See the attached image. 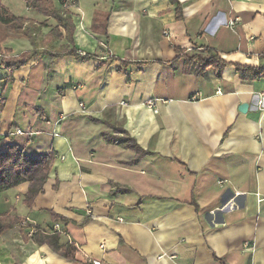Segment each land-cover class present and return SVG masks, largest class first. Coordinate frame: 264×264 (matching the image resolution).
I'll list each match as a JSON object with an SVG mask.
<instances>
[{"label": "crops", "instance_id": "1", "mask_svg": "<svg viewBox=\"0 0 264 264\" xmlns=\"http://www.w3.org/2000/svg\"><path fill=\"white\" fill-rule=\"evenodd\" d=\"M53 1L73 42L62 26L50 37L59 22L27 0L20 14L3 0L47 25L31 48L0 45V61L40 51L0 64V151L54 160L32 205L28 181L0 192V214L19 217L0 234V264H264V0ZM212 54L221 73H199L197 56ZM116 128L147 153L137 160ZM55 223L73 259L34 238Z\"/></svg>", "mask_w": 264, "mask_h": 264}, {"label": "trees", "instance_id": "2", "mask_svg": "<svg viewBox=\"0 0 264 264\" xmlns=\"http://www.w3.org/2000/svg\"><path fill=\"white\" fill-rule=\"evenodd\" d=\"M27 5L49 17L55 18L59 22L57 26L52 28L51 34L49 35L50 37H62L63 33L60 32V26H62L65 29L66 37L69 41H74L75 24L69 12L60 10L54 4L53 0H27ZM177 10L178 16L180 17L182 12L180 3ZM45 25H47V21L39 24L34 20L15 14L4 4L3 0H0V45L9 37H24L34 42L36 31H38L41 26ZM39 53L40 51L38 49L33 48L17 55H7L2 58L0 64L7 62L9 69L12 71L26 64ZM68 53L79 55V52L75 48H71ZM82 54L85 58L90 57V54L87 52H83ZM197 59L201 63L199 73H204V70L212 65L221 73L226 63L217 54L209 55L206 58L197 56ZM236 67L243 77L246 76L247 72H252V78L259 77L262 74V72H259V69L241 65H237ZM116 129L117 131H121L123 136L113 135L111 137L114 139H121L125 146L134 149L137 152V160L143 156V154L147 153L126 130L122 128ZM53 160L54 155L52 152L45 153L41 157H33L18 144H9L6 149L0 151V192L28 181L29 188L24 195V201L28 205H32L37 195L45 189V184L49 179V174L53 166ZM53 216L55 218L59 217L56 213H53ZM18 220L19 217H13L5 213L0 214V234L12 228L14 223ZM34 238L39 242L49 243L53 249L66 257L71 259L75 257V247L68 243L62 244L60 242L59 233L44 234L39 231L34 235Z\"/></svg>", "mask_w": 264, "mask_h": 264}, {"label": "built area", "instance_id": "3", "mask_svg": "<svg viewBox=\"0 0 264 264\" xmlns=\"http://www.w3.org/2000/svg\"><path fill=\"white\" fill-rule=\"evenodd\" d=\"M239 18H235V19H230L229 22H228V25H230L231 27H234L236 25V22L238 21ZM196 97L194 96L193 99H195ZM259 103L261 105V108L264 109V98L263 96L260 98L259 100ZM148 104L150 106L154 105L155 104V100H150L148 101ZM18 132H21L20 129H18ZM22 222V225L23 226H28L29 224V219H24L21 221ZM37 227L36 226H31L30 227V231H29V235L30 236H33L34 233L37 231ZM51 231L53 233H59V234H62L64 232V228L61 226L60 223H55L51 229ZM90 264H102V262L100 260H97V259H92L90 258Z\"/></svg>", "mask_w": 264, "mask_h": 264}, {"label": "rangeland", "instance_id": "4", "mask_svg": "<svg viewBox=\"0 0 264 264\" xmlns=\"http://www.w3.org/2000/svg\"><path fill=\"white\" fill-rule=\"evenodd\" d=\"M5 3L7 5H12L13 8L15 9V13H25L26 12V3L24 0H5ZM32 41L30 39H20L15 42H13V46L15 47L16 50H22V49H27L32 47Z\"/></svg>", "mask_w": 264, "mask_h": 264}, {"label": "water", "instance_id": "5", "mask_svg": "<svg viewBox=\"0 0 264 264\" xmlns=\"http://www.w3.org/2000/svg\"><path fill=\"white\" fill-rule=\"evenodd\" d=\"M248 108V103L244 102L240 105V109L245 112Z\"/></svg>", "mask_w": 264, "mask_h": 264}]
</instances>
